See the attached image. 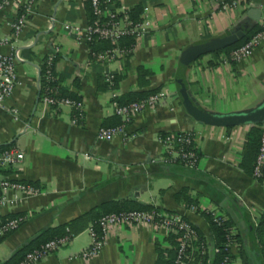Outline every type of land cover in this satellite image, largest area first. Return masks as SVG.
Masks as SVG:
<instances>
[{"label":"crops","instance_id":"crops-1","mask_svg":"<svg viewBox=\"0 0 264 264\" xmlns=\"http://www.w3.org/2000/svg\"><path fill=\"white\" fill-rule=\"evenodd\" d=\"M252 2L253 8L224 12L215 0H127L130 9L140 8L139 19H147L148 25L139 39L133 38L128 54L103 62L91 52L105 48L91 47L80 33L66 28L86 26L88 0H35L17 34L10 23L24 13L27 0H8L0 11V54L18 56V84L0 108V146L23 150L24 159L16 166L0 167V177L31 182L39 191L0 207V216H24L16 229L0 238V262L47 227L106 200L129 198L177 211L196 227L205 248L198 259L194 244L193 264H212L215 255L212 226L202 209L224 216L238 234L230 264H264L260 251L264 244L256 239L257 258L247 225L250 216L258 238L264 175L256 179L241 166L246 134L254 124L225 127L197 122L181 105L174 80L186 48L242 26L264 27V0ZM257 11L260 17L254 19L251 15ZM211 55H201L184 69L188 92L199 107L226 114L252 109L264 100V40L240 62L218 64ZM48 59L60 86L82 102L75 122L77 112L71 105H48L42 99L41 68ZM107 74L113 76V84ZM151 89L163 90L165 96L135 115L125 136L98 138V129L118 118L114 101L128 92ZM185 131L193 134L198 153L193 168L162 158L159 137L169 133L177 137ZM184 188L194 198L191 204L186 203V194L177 196ZM81 224L82 229L69 233L65 243L33 264H154L157 244H171L172 232L163 227L127 223L111 227L100 250L82 257L80 251L91 241L92 222ZM261 235L264 243V232Z\"/></svg>","mask_w":264,"mask_h":264},{"label":"built area","instance_id":"built-area-1","mask_svg":"<svg viewBox=\"0 0 264 264\" xmlns=\"http://www.w3.org/2000/svg\"><path fill=\"white\" fill-rule=\"evenodd\" d=\"M90 4L91 17L86 26L81 30L78 26L66 25L69 32L79 34L80 38H84L89 44L94 40L106 41L109 47L100 52H91L92 55L100 61L109 62L115 60L131 51L130 47H123L120 44L122 38L130 36L135 40L139 39L144 34L148 25V20H134L129 14L130 7L127 0H88ZM219 11H233L236 9H250L254 7L252 0H215ZM8 0H0V11L6 6ZM35 0H27L24 5V13L15 18L10 26L14 33H19L24 27L27 17L34 5ZM264 40V30L253 35L244 44L232 49L224 59L225 63L240 62L250 56L253 51L261 45ZM18 56L1 55L0 54V108L5 107V101L13 93V90L18 84V76L15 68V61ZM48 68L45 71V77L51 78L52 64L48 59L46 61ZM106 80L109 84H113V76L106 75ZM48 88L42 93L43 101L48 105L59 104L61 102L71 105L77 115L73 116L72 121L75 122L82 114V102L68 98H57L48 93ZM112 96L115 98V94ZM165 96L163 90L156 91L139 100L131 101L125 104L113 102L114 114L119 117L120 122L112 126H101L97 131V136L101 140H111L112 138L126 135L128 125L132 118L146 109H151L159 103ZM15 112V109H11ZM260 139L257 154L254 161L252 171L253 177L256 179L261 177L264 172V122L260 125ZM164 156L163 161L179 162L189 168L196 166L198 156L190 149L193 142V134L185 131L175 137L169 133L159 137ZM177 145V146H176ZM24 159V151L10 146L0 152V167L7 168L16 166ZM39 191V188L28 181H20L9 177H0V207L4 205H14L28 195ZM195 209L194 205H191ZM212 219L221 223L225 217L221 214L209 210ZM24 216L3 215L0 216V236H3L10 231L16 229L23 221ZM144 222L155 227H163L167 231L176 232L179 234V241L175 252V257L172 264H193L194 252L193 246L196 243L200 254L204 253L205 243L198 234L196 227L181 213L177 211H155L143 209H129L110 211L101 214L97 220L99 232L91 228V241L89 245L80 251L82 257H89L96 254L103 246L106 235L113 226H118L127 223ZM68 235L57 238L48 239L37 247H34L25 252L24 256L12 264H33L42 259L51 251L65 243ZM234 242L228 239L225 243V249L231 252ZM231 256L227 253L220 259L219 264H230Z\"/></svg>","mask_w":264,"mask_h":264},{"label":"trees","instance_id":"trees-1","mask_svg":"<svg viewBox=\"0 0 264 264\" xmlns=\"http://www.w3.org/2000/svg\"><path fill=\"white\" fill-rule=\"evenodd\" d=\"M89 3V1H88ZM88 11H89V18L91 17L90 12V4H88ZM129 14L132 19L139 20V14H140V8L135 7L129 10ZM264 30V27L260 23L254 24L252 27L245 30L244 36L239 39L237 42L233 43L230 46H227L223 49L217 50L213 53H211L213 56L218 57L221 53H224L227 55L230 50L244 44L246 41H248L253 35H255L258 32H261ZM133 43V38L130 36L124 37L121 39L120 44L123 47H130ZM91 47L95 45V47L98 48H107L109 47V43L106 41L101 40H94L89 43ZM233 62V61H231ZM48 68L47 64L45 63L41 68V93L45 90V87L48 88L49 92L52 96L57 98H68L71 100L78 101L79 97L74 94L66 91L62 86L59 84V78L56 76V74L53 72L52 67V77L46 78L45 77V71ZM145 75L146 70L143 71ZM116 79V78H115ZM107 83H105L106 85ZM156 89L151 90H145V91H135V92H128L125 95H123L117 103L119 104H125L129 103L131 101L139 100L141 98L146 97L147 95L154 93ZM77 112V111H76ZM74 113V115L76 114ZM116 117V116H115ZM120 122L119 117L115 118L111 122H108L105 124V126H112L116 125ZM260 124H254L250 127L246 134V139L243 145L242 150V161L241 166L249 173L252 174L253 167H254V161L257 154L258 146H259V139H260ZM9 147V146H8ZM7 146H0V152H2L4 149H6ZM190 149L193 150L196 155L198 156V153L196 151V148L194 147L193 142L191 143ZM264 175V172H263ZM262 175V176H263ZM261 176V177H262ZM187 189L184 188L180 192L177 193L178 195L186 194ZM186 203L191 204L194 200L191 196L186 194ZM129 209H143V210H157V211H163L159 209L156 206H153L152 204L136 201L129 198H119V199H110L106 200L104 202H101L100 204L92 207L88 211L84 212L83 214L77 216L76 218H72L68 220L67 222H64L62 224L47 227L44 230H42L39 234H37L35 237H33L31 240H29L26 244H24L22 247H20L12 256L7 258L6 260L0 262V264H12L14 262H17L20 260L26 251L39 246L43 242H45L48 239L57 238L60 236L68 235L69 233L75 232L79 229H82L85 224H81L83 220L91 221L92 222V228L99 232L96 220L97 218L106 212L110 211H119V210H129ZM208 218L212 226L213 234H214V246H215V255L212 264H219L220 259L225 254H229L232 258V253L228 252L225 249V243L228 239H231L232 242L237 243L239 242L238 234L235 233L232 230L231 224L228 219H224L221 223H218L212 219V215L209 210L202 209L201 210ZM166 212H172V211H166ZM17 214V213H15ZM14 214H11L12 216ZM78 222H81L78 226ZM171 232V231H170ZM264 232V211L262 212L260 219L258 221L257 227H256V235L258 238V242L262 245L264 244L261 238V234ZM175 234V235H174ZM170 235V241L171 244L169 247H161L159 244H157V258L155 260L154 264H172L176 248L179 241V234L176 232H172ZM2 236H0L1 238ZM256 237V236H255ZM259 244V245H260ZM260 249L261 253L264 257V247L261 246ZM196 255L198 259L203 256V253L200 254L199 251L196 252ZM194 262V261H193Z\"/></svg>","mask_w":264,"mask_h":264},{"label":"water","instance_id":"water-1","mask_svg":"<svg viewBox=\"0 0 264 264\" xmlns=\"http://www.w3.org/2000/svg\"><path fill=\"white\" fill-rule=\"evenodd\" d=\"M251 15L254 19H259L261 11ZM246 26H242L226 35L214 38L203 43H198L186 48L180 56L181 67L175 76V88L179 101L184 110L194 120L199 123L213 126H234L239 124L251 123L260 124L264 122V100L252 109L226 114L212 113L198 106L190 96L184 77V69L187 65L201 55L211 53L232 45L241 39L245 34ZM250 245L254 249L255 256L259 258V249L254 233V223L250 216H247Z\"/></svg>","mask_w":264,"mask_h":264},{"label":"rangeland","instance_id":"rangeland-1","mask_svg":"<svg viewBox=\"0 0 264 264\" xmlns=\"http://www.w3.org/2000/svg\"><path fill=\"white\" fill-rule=\"evenodd\" d=\"M231 51V50H230ZM213 52H215V51H213ZM213 52H211V53H213ZM225 54L224 53H221L218 57H215V56H213V55H211V58L210 59H212L211 61H213V62H215V63H218V64H220V63H222V64H224L225 62H224V59H225ZM236 63V62H235ZM11 232V231H10Z\"/></svg>","mask_w":264,"mask_h":264}]
</instances>
